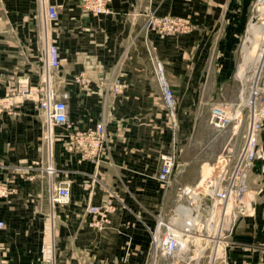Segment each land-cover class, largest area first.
I'll list each match as a JSON object with an SVG mask.
<instances>
[{"label":"crops","instance_id":"1","mask_svg":"<svg viewBox=\"0 0 264 264\" xmlns=\"http://www.w3.org/2000/svg\"><path fill=\"white\" fill-rule=\"evenodd\" d=\"M46 1L66 9L47 37L57 38L62 48L61 72L53 80L61 79L62 92L68 93L70 121L85 130L103 124L108 142L98 163L80 160L64 141L50 143L55 182L68 180L71 188L70 201L52 209L48 175L36 172L30 179L31 172L23 169V163L32 161L42 166L47 157L38 103L28 98L0 108V180L16 189L0 199V260L50 264L54 253L57 264H102L117 258L128 264H172L168 256L152 258L150 230L163 222L161 232L169 225L185 238L198 231L206 234L196 197L187 201L197 223L192 229L184 225L183 194L198 188L205 163L212 165L232 148L235 123L232 133L231 126L215 129L208 110L213 105L235 108L240 93L245 99L239 68L236 74L238 49L255 0H111L109 11L100 15L84 13L78 0ZM41 6V0H0V98L19 78L35 87L43 83ZM150 12L188 16L193 31L185 36L147 34ZM150 41L178 100L175 117L166 110L147 51ZM117 77L126 84L120 93L112 89ZM258 149L247 178L249 213L234 224L216 264L226 258L264 264V122ZM167 152L175 153L176 166L172 184L164 187L157 174ZM108 197L117 206L111 225L90 226L87 206Z\"/></svg>","mask_w":264,"mask_h":264},{"label":"built area","instance_id":"2","mask_svg":"<svg viewBox=\"0 0 264 264\" xmlns=\"http://www.w3.org/2000/svg\"><path fill=\"white\" fill-rule=\"evenodd\" d=\"M82 10L86 14L100 15L109 11L111 0H78ZM41 16L43 20L45 34V74L46 81L49 73L60 66V53L58 46L47 37L51 23L58 18V8L54 3L41 0ZM151 16V26L158 30L162 36L167 34L189 33L192 22L186 16ZM158 61L155 64L156 74L160 83L165 106L168 110L174 111L177 107V98L174 89L169 84L163 67ZM263 67V66H262ZM126 84L120 77L113 80L112 89L115 93L122 92ZM254 106L250 105L248 123L243 133V146L229 166L231 161V150H227V155L223 159L226 164L223 171L218 176L210 177L207 181V189L203 191L188 190L192 197L198 199V206L203 208L204 215L201 216L202 228L206 234L209 233L210 223L217 220L223 227L220 230V237L226 239L231 233L236 221L245 214L249 213L247 207V175L254 165L258 154V138L263 128L264 120V68H261L255 84ZM43 93L41 99V110L44 115L45 138L52 143L53 128L62 126L66 133L67 150L78 152L80 160L90 159L98 163L102 151L107 142L108 135L103 124L99 123L92 129H76L69 118L68 93L56 94L49 88L43 90L41 87L32 86L25 78H19L14 89L7 94L1 102L6 106H13L24 99L36 100V96ZM245 108L241 101L235 108L213 105L209 109L208 121L218 130H223L233 125L240 112ZM232 123V124H231ZM176 166V155L174 152H167L161 155L160 170L157 180L165 187L172 184L173 173ZM229 166V167H228ZM52 169V168H50ZM89 185L88 183H86ZM196 190V188H195ZM213 190V191H212ZM16 191L13 186L0 181V199L8 198ZM71 188L68 181H61L58 184H50L48 187V200L52 209L56 205H64L70 201ZM206 198L210 199L208 203ZM89 225L98 229H103L111 225L112 214L117 210L114 198L108 197L100 204H89L87 206ZM163 222L158 227L151 229L150 254L153 259L158 255L176 258L181 252L183 243H187V238L183 232L169 225H165V231L161 232ZM4 222L0 220V228ZM216 231L215 227L214 230ZM218 231V230H217ZM215 234V232H214ZM208 235V234H207ZM221 238V239H222ZM54 246H52V250ZM50 264H56L55 254L50 257ZM0 264H5L0 261ZM102 264H128L125 258H117L113 261L104 260Z\"/></svg>","mask_w":264,"mask_h":264},{"label":"rangeland","instance_id":"3","mask_svg":"<svg viewBox=\"0 0 264 264\" xmlns=\"http://www.w3.org/2000/svg\"><path fill=\"white\" fill-rule=\"evenodd\" d=\"M56 6L58 8V14L59 15H58L57 20H55L54 22L51 23L53 26H55L56 24L60 23V21H61L60 15L62 16L66 12V9H65L64 6L62 8L58 4H56ZM262 9H264V0H260V1L259 0H255L254 4L252 6L251 15H250V17L248 19V22H247L246 29L241 34V39H240V44H239V49H238V54H239V57H240L239 64L241 63V61L243 59L245 60L246 56H248V62L246 64V65H248V68L245 70V74L241 75V74H239V71H238V68H239V64H238L237 69H236V74H239L241 77L244 78L242 80H245L243 82L237 77L240 80L239 81L240 89L242 90L245 87V96H246V97L245 96L243 97L246 100L242 99L241 98V94L242 93H240L239 102L240 101L242 103L245 102V101L246 102L244 104L245 105L244 110L239 113L237 119L234 121L235 122L234 127H235L236 134L233 136L234 139H232L231 143H230V146L232 147L230 149L231 150L230 152H231L232 156H231V161L229 162V166H231L233 164L235 157L237 156L238 152L240 151L241 147L243 146L244 140H243V133L241 132V130H244L245 127L247 126V123H248V114L247 113L249 112L250 105L254 106V102L251 101L249 98H250V94H251L252 90H254L253 89V86H254L253 82L255 80H254L253 76H254V73H255V70H256L255 69L256 64H254L255 58H256L255 56L257 55V53H259L260 48L262 46H264V44H263L264 43V35L261 34V36H259L260 34L257 31V28L259 27V25L264 22V15H262V14L259 15L260 10H262ZM150 15H155V16H175V15H157V14H155L153 12L148 13V19H147L145 31L147 32V34L149 32H155V34H158L159 36H162V35L159 33L158 30L153 29L151 24H150L151 23L150 22L151 21V16ZM186 17H188V16H186ZM253 18H254V20H253ZM190 20H191V18H190ZM191 22H192V27H191L192 29H191V31L189 33H177V34H167V35H184V36L185 35H189L193 31V28H194L193 21L191 20ZM167 35H165V36H167ZM53 43H55L58 46V48H59L60 66L58 68L54 69V70H51V72L49 73V78L47 79V81H46V78H45L46 74L44 75L43 83L40 86V88L42 87L43 90L49 88L50 91H54L56 94H61L62 93L61 79L54 81L53 80V75L55 73H58V72L60 73L61 72L60 69H61V66H62V48H61L60 43L57 41V38H56L55 41H53ZM250 50H252V52H253L251 55H250V52H249ZM147 51H148V54H149V56L152 59V62L154 64V69H155V64L158 61L161 62L164 65L163 61L160 59V57L158 55V49H157V46H156L155 43L150 41L149 42V47L147 46ZM251 56H253V58ZM45 66H46V64H45ZM262 68H264V64H263ZM155 72H156V69H155ZM166 73L167 72L165 70V74ZM156 76H157V74H156ZM166 77H167V74H166ZM7 94L0 98V108H8V109H10L13 106L19 104V102H18L17 104H15L13 106L4 105L1 102V100L3 98H5L7 96ZM42 98H43V93H41L39 96H36V100L35 101L39 105L41 116H42V121L44 122V115H43L42 110H41V102H40ZM24 100H26V99H24ZM177 104H178V100H177ZM166 110L170 114V116L172 115L173 117H175V110L176 109L174 111H171V112L167 108H166ZM208 115H209V110H208ZM263 122H264V120H263ZM234 127L232 125H231V127H229L230 133L233 132V128ZM238 127L241 128L240 133H238V131H237ZM65 133H66V130L62 126H55L53 128L52 142L53 141L55 142L56 139H59L62 142L64 141L65 147H67V144H66V139L67 138H66V136H64ZM45 135H46V132H45ZM44 141H45V145H46V148H47V157H46V160H45L44 164L42 166H39V163L37 161H32L29 166L28 165L25 166V163H23V165L25 167L23 169H26V170H28V172H31V174L29 176L30 179H33V178H35L37 176L36 172H45L48 175L49 179H50V184H52V183L58 184L61 181H68V180H61L59 182H55V178H54V175H53L55 170L53 172L52 159H50V151H49L50 141L47 140L45 137H44ZM76 153H78V152H76ZM224 157L225 156H221L219 158V161L222 160ZM219 161L217 160V161H214V162H211V163H212L213 166H217ZM216 162H217V164H216ZM204 165H203V168H202V177H203V172H204ZM50 168H52V169H50ZM249 172H250V170H249ZM249 172H248V175H249ZM248 175H247V178H248ZM202 177H201V181L199 183V186L200 187H204L205 189H207V187H206L207 184H204V185L201 186V182H203L202 181ZM2 182H4V181H2ZM5 183H7V182H5ZM8 184H10V183H8ZM11 186H13L14 189H15L14 185H11ZM183 195H184L183 198L186 199V201L183 203V206H186V207L189 206V208H193L192 205H189V201H187L190 198L193 200V197H192L191 193L190 192L188 193V191H187V193H185ZM247 195H248V192H247ZM193 215H195L194 212H193ZM192 235L191 236L189 235L187 237L188 249L184 250L176 258H168V261L172 262V264H211V262H213L212 258H213V252L215 251V249H218V252H219V249H222V243L228 241L227 238L223 239L222 237H216V235L215 236L214 235L213 236H208L203 231H198L196 233L194 232V233H192ZM195 236H197V237H195ZM206 236H207L208 239H206ZM48 238H49V241L51 243L50 236ZM51 238H52V235H51ZM51 246H52V244H51ZM217 246H219V247H217ZM197 255L199 257H197ZM55 260H56V256H55ZM217 260L218 259H217V254H216V258L214 259V262L212 264H216ZM224 264H254V262L252 260H250V259H247V258L236 259V260H231L229 258H226Z\"/></svg>","mask_w":264,"mask_h":264},{"label":"bare ground","instance_id":"4","mask_svg":"<svg viewBox=\"0 0 264 264\" xmlns=\"http://www.w3.org/2000/svg\"><path fill=\"white\" fill-rule=\"evenodd\" d=\"M264 15V9H262V10H260V12H259V15ZM257 17V16H256ZM253 20H254V18H253ZM257 31H258V33L260 34L259 36H261V34H263L264 35V22L263 23H261L260 25H259V27L257 28ZM264 44V43H263ZM250 52V55L253 53L252 52V50H250L249 51ZM248 52V53H249ZM255 56V55H254ZM252 58H253V56H251ZM256 58H255V62H254V64H256V66H255V73H254V86H253V89L255 90V84H256V81H257V78H258V74H259V72H260V70H261V68H262V66H263V64H264V46H262L261 48H260V51H259V53H257V55L255 56ZM245 58V57H244ZM250 58V57H249ZM247 62H248V56H246V58H245V60L243 59L242 61H241V63L239 64V69H240V74H245V70L248 68V65H246L247 64ZM159 64H161V66L163 67V69H164V72H165V67H164V65L160 62ZM252 77V78H253ZM159 82V81H158ZM160 84V83H159ZM254 90H252V92H251V94H250V100L251 101H253L254 102V98H255V91ZM246 100V99H245ZM244 100V101H245ZM246 102V101H245ZM245 102H243L244 104H245ZM209 163V162H208ZM208 163H206L205 165H204V172H203V177H202V181L203 182H201V186L202 185H204V184H207V181L210 179V177H213L214 175L215 176H218L222 171H223V169H224V166H225V164H226V162H225V160L224 159H222V160H220L219 161V163H218V165L217 166H213V165H210V164H208ZM194 191H196L195 190V188H194ZM213 191V190H212ZM195 197V196H194ZM183 206V205H182ZM182 212L184 213V222L183 221H181V222H183L184 223V225L186 226V227H189V229L195 224V223H197V218H196V216L195 215H193V212H194V208H189V206H183L182 207ZM183 216V215H182ZM175 219V218H174ZM181 219H182V217H181ZM172 220V219H171ZM177 220V219H176ZM174 221V220H173ZM172 221V222H173ZM178 221V220H177ZM217 220L215 219V221L214 222H211L210 223V229L208 230V232L209 233H207L208 234V236H215L216 235V237H220V230H221V228L223 227V225H222V223L221 222H218V226H217V228H216V222ZM176 223H178V222H176ZM170 224V223H169ZM171 225V224H170ZM178 225V224H177ZM176 227V226H175ZM214 227H215V229H216V231H213L214 230ZM192 229V228H191ZM220 229V230H219ZM218 230V231H217ZM187 231V230H186ZM214 232H215V234H214ZM188 233H190V232H188ZM195 235V234H194ZM197 235V234H196ZM195 237H197V236H195ZM206 239H208L207 238V236H206ZM212 239V238H211ZM222 241V240H221ZM218 247V246H217ZM188 249V245H187V243H183V245H182V247H181V251L183 252L184 250H187ZM216 254H218V249H215V251L213 252V258H212V260L214 261V258L216 257ZM197 257H199L198 255H197ZM213 262H211V264H212Z\"/></svg>","mask_w":264,"mask_h":264},{"label":"water","instance_id":"5","mask_svg":"<svg viewBox=\"0 0 264 264\" xmlns=\"http://www.w3.org/2000/svg\"><path fill=\"white\" fill-rule=\"evenodd\" d=\"M215 176V175H214ZM207 187V186H206ZM203 190H205V188L204 187H200L199 185H198V188H196V191L197 192H199V191H203Z\"/></svg>","mask_w":264,"mask_h":264}]
</instances>
